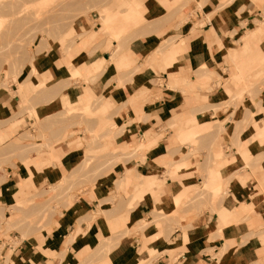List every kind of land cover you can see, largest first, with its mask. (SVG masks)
Returning a JSON list of instances; mask_svg holds the SVG:
<instances>
[{"label":"rangeland","instance_id":"obj_1","mask_svg":"<svg viewBox=\"0 0 264 264\" xmlns=\"http://www.w3.org/2000/svg\"><path fill=\"white\" fill-rule=\"evenodd\" d=\"M127 1L0 0V100L4 99V94H8L9 97L17 95L19 98L8 105L7 112L0 114L2 117L0 134L3 129L9 128V124L14 128L11 136H0V172L7 175L4 166H9L12 173L18 175L21 174L20 169L24 172L26 169L29 170L22 193L10 192L9 199H6L7 203H1L0 198V264H15L17 260H21V257L25 258L23 257L25 252L32 248L29 244L25 246L24 242L38 244V250L45 232L47 233L55 221L62 217L60 211L69 208L77 200L86 198L85 194L90 195L91 198H98L96 209L89 210L79 219L88 226H93L100 214L108 221L110 213L105 209L110 211L119 206L127 208L136 206L139 201L136 197L141 195L139 192L143 188L152 195L156 203L159 200V203L163 201L165 204L135 222L133 228H126V224L124 227L122 224L125 220H122L118 225L120 228L118 232L102 231L103 235L112 236V240L109 238L106 243L108 245L103 248L93 249L91 253L89 252L88 258L80 263L102 264L103 256L108 250L107 246L122 235L138 234L139 240L146 244L151 240L163 238L171 245L169 235L175 229H179L183 231V239L186 242L187 237L184 232L186 227H190L203 212H216L217 215H221L225 211L220 206L226 196L227 188L232 187L233 184L235 186L238 183L243 184L242 176L245 175V169L242 167L247 163L236 149L239 143L248 148L249 141L239 142V137L234 141L235 136L234 138L230 136L236 116L228 127L225 125L228 117L222 119L219 115L226 113L231 107L237 111L243 110L247 118L252 120L256 118V114L264 113V0H249L261 11V14L254 16V20L249 25L246 21L241 22L243 29L240 33H236L237 40L225 45L224 50L220 47L222 64L219 68L208 71L203 65L192 72L194 81L190 82L187 75L188 83L182 80H185L186 76L178 77L177 73H172V70L178 67L176 63L179 56L170 57L172 55L170 51L171 47L176 48L180 42L184 44L186 41L181 38L180 31L192 32L203 23V19L195 16L191 10V7L202 6L203 0H173L169 4L165 3V0H158L166 12L170 11L175 16L174 23L163 27V32L159 33H155V29L159 27L155 24L157 17L144 14L142 4L144 0H137L141 15L132 12L135 7L127 4ZM214 2L217 4V9H220L232 0H214ZM124 14L128 18L124 17ZM256 26L260 29L259 32L245 44L248 45L244 48L243 36ZM169 28L173 31L166 32ZM178 28L181 30L174 34ZM89 33H93V36H88ZM154 34L159 41L156 40L155 44L152 42V45L147 47L143 68L155 67L157 60L149 59L160 58L163 62L161 70H165V75L168 77L167 87L181 89L184 96L190 97L188 99L190 106L198 108L192 116L200 113L204 115L206 121L204 124H197L196 119L192 121V118H189L192 116H188L190 119L188 122L172 116L164 127H168L173 134L168 137L170 146L178 144L174 150H170L169 147L165 149L163 145L167 136L164 127L160 126L158 132L152 128L150 130L143 128V134L135 136V119L129 115L118 116L114 105L102 110L97 105L99 98L88 105L70 106L68 102L73 100L71 98L65 100V106L62 99L66 91H72L74 86L88 84L100 78L101 80L105 78L111 88V73L107 75L102 67H99L91 77L75 72L76 45L83 46L84 51L92 48L91 54H94L95 49L99 47L98 40L106 39L108 50H114L111 55L115 56L130 49L134 40L153 39ZM183 50L180 49L178 54ZM45 53L49 55L57 53L60 57L59 63L65 65L64 70L67 72L64 74L60 72V78L52 80L47 85L44 83L43 88L39 89L41 85L37 84L30 90L31 95L29 92L26 96L23 92L26 89L24 85L31 77L41 76L35 65ZM230 53H237L236 57H231ZM83 54L87 55V53ZM239 60L242 61V66L249 67L250 71L245 77L237 79L233 70H236L234 66ZM141 69L140 65L135 64L132 67L130 63L116 68L117 85L121 86L123 81H127ZM238 74L237 72L236 75ZM172 75L177 78L175 82H172L173 79L170 77ZM230 75H233L231 80ZM159 77L155 80L156 84H163V80ZM41 81L45 82V78L43 80L40 78L39 82ZM228 86L230 92L226 91ZM199 93L202 95H198ZM151 95L155 94L147 92V99ZM208 110L210 112H207ZM209 113L213 116H206ZM4 116L10 118L4 120ZM139 120L141 119L137 118V121ZM155 123L159 121L156 120ZM259 124L264 125V121L260 119L259 122L254 120L252 122L255 129ZM262 131L257 136L264 135V127ZM150 133L156 136V141L154 137L147 139V134ZM150 140L154 142L148 145ZM231 146L235 147V154L232 153ZM76 148L81 149L79 155L72 160L67 157L71 160L72 166L64 165L63 160L61 161L63 155L66 151ZM50 151H53L56 160L39 164L46 168L52 166L58 168L61 177L52 184L41 183L36 178L35 172L38 169L32 161L39 159L38 157H47ZM157 153H162L166 160L171 161L164 163L162 159L155 158L154 155ZM147 156L159 166L158 171L151 173L141 168H134L137 163H144ZM215 165L217 168L220 167L222 181L220 185L211 186L207 181L210 177L209 171L214 170ZM222 166L224 167L221 168ZM166 177L172 181V190L169 186L165 187ZM188 177L193 178L187 181ZM30 178L31 185H29ZM147 178L153 179L152 185L151 182L144 185L140 181ZM231 180L233 183L229 184ZM191 182L195 184L184 186ZM18 187L20 184L16 185L17 189ZM178 191L180 194L175 201L174 196ZM156 229L160 233L156 234L155 238L153 234ZM60 231L61 236L58 240H62L66 245L74 231ZM80 232L84 233L83 229ZM223 235L221 230H218L208 238L216 239ZM106 240L107 238H104L101 241L106 242ZM168 244L164 250L148 253V260H141L139 264H147L162 253H167L174 261L184 249H169ZM223 246L218 253H213L212 249H209V253L211 256L219 257L227 251V245ZM37 256L40 258L41 254L38 253L36 258ZM62 256L63 252H59L42 264H53L54 259L59 260V263L54 264L77 262L75 258L64 259ZM237 264H264V259L251 263L243 260Z\"/></svg>","mask_w":264,"mask_h":264},{"label":"crops","instance_id":"obj_2","mask_svg":"<svg viewBox=\"0 0 264 264\" xmlns=\"http://www.w3.org/2000/svg\"><path fill=\"white\" fill-rule=\"evenodd\" d=\"M172 1L173 0H165V3L169 4ZM160 3L161 2L158 0H144L142 2L144 14L157 17L155 24L159 27L155 29V33L163 32V27H167L174 23L173 19L175 16L170 11L166 12L165 8L160 6ZM127 4L134 6L135 9L133 10L136 14L141 15V9H138L139 3L137 0H128ZM191 10L194 12L195 16L203 19V23L192 32L189 30L180 31L181 38L186 41L184 44L180 42L179 46L176 48L171 47L170 51L172 54L170 57L179 56L177 60L178 63H176L178 67L172 70V73H177L178 77L186 76L185 80L182 79L185 83H188L187 75H189L190 82L194 81L192 72L201 68L203 65L208 71L219 68L220 64H222V58L219 54L220 47L224 50L226 47L225 45H230L237 40L238 37L236 33H240L243 29L240 25L241 22L246 21L247 25H249V23L254 20V16H259L261 14V11L255 8L254 4L249 0H232V2L220 9H217V4L214 0H203L202 6L198 8L191 7ZM134 16L135 14L133 17ZM124 17H126L125 14ZM179 30L181 29L178 28L174 31V34ZM169 31L171 32L173 30L169 28L166 32ZM88 36L92 37L93 33H89ZM156 40L159 41V38L156 37L155 34L153 39L151 38L146 41L136 39L131 43L130 49L118 53L115 56L111 55L114 50H108L106 39L98 40L100 41L99 47L95 49V52L92 51L94 54H91L92 48L89 47L90 49H88V51H84L83 46L76 45L74 48L76 53V59H74L76 64L75 69L91 77L94 72L98 71L99 67L104 68L107 75L111 73V88H109L105 78H102V80L101 78L97 79L88 84L76 85L73 87L72 91H66V94L62 97L63 104L66 99L72 98L73 100L68 102L70 106H75V104L88 105L100 98L97 104L98 108L105 110L111 105H114L115 111H118V116L129 115L135 119V136L143 134V128H146V130L152 128L155 132H158L159 128L164 127L165 123L172 119V116H175L174 118L180 121L184 120V122H188L190 121L189 118H192V121L195 119L197 120V124L206 123L203 117L204 115L196 113L194 117L192 116L198 108L190 106L188 102L190 97L184 96L181 89H169L167 87L166 81L168 77L165 75L166 71L161 70V68L163 69V62L160 58L152 57L149 59L150 61L157 60L155 67L143 68L144 55L147 52L146 49L149 45H152V42L155 44ZM76 41H78V39ZM113 45L115 46V44ZM247 45L243 43L244 48ZM180 49L184 50L178 54ZM83 53H87V55L85 54L84 56ZM233 54L236 57L237 53ZM79 55H82V57H78ZM59 58L57 53H53L52 55L45 53L36 61V70L41 76L38 78L31 77L26 81L24 85L26 89L23 91L26 96H28L29 92L31 95L30 90L37 84L41 85L40 87L38 86L39 89L43 88L44 83L47 85L52 80L60 78V72L62 74L67 72L64 70L65 65L59 63ZM241 62L242 61L239 60L234 66L237 71L233 70L237 79L245 77L248 71H250L249 67L242 66ZM127 63H130L132 67L135 64L140 65L142 69L135 72L127 81H123L121 86H118L115 69L126 66ZM237 72L239 73L238 75H236ZM158 76L163 80V84H156L155 80H158ZM232 76L233 75H230V80ZM170 77L173 79L172 82L177 80L175 75ZM40 78L42 80L45 78V82H39ZM149 91L155 95H151V97L147 99L146 93ZM226 91H231L229 86L226 87ZM198 95H202V93ZM4 96V99L0 100V114L7 112L8 105L12 101H17L19 99L17 95L9 97L8 94H4ZM64 105L66 106V104ZM207 112H210V110ZM207 115L213 116V114L210 113L206 114V116ZM188 116L192 117L188 118ZM219 116L222 117V119L225 116L228 117L225 121V125L228 127L236 116L230 136L233 138L235 136L234 141L238 139V137L239 142L240 140L249 141L247 145L249 146L248 148H250L248 149L246 145H241L240 143L237 146V152L242 156L247 165L242 167L245 169V175L242 176L243 184L238 183L236 184L237 186L233 184L232 187L227 188L226 196L223 198V203L220 206L224 208L225 211L221 215H217L216 212H203L200 216L198 215L193 224L190 227L187 226L186 231H184L187 237L186 242H184L183 239V231L179 229H175L169 235V242L171 245L163 238L161 240L158 239L160 243H158V240H151L146 244L145 242L143 243L142 240H139L138 234H132L131 236L122 235L116 238L114 243L111 242V244L107 246L108 250L103 256L104 261L102 264H139L141 260H148V253L156 250H164L167 244L170 246L169 249L183 248L184 250L179 252L174 261L170 259L167 253H162L147 264H201L202 262L205 264H237L243 260L251 263L264 259V231H260L262 229L264 230V135L257 136L260 131L263 132L262 129L264 125L259 124L257 129L252 126L253 120L259 122V120L262 119L264 121V113L256 114V118L252 120L247 118L248 116L243 110L237 111V109L231 107L226 113L223 112ZM8 118H10V116L3 117L4 120ZM137 118L141 120L137 121ZM156 120L159 121V123L156 124ZM213 121H215V119ZM164 128L167 136H165L163 145L165 149L169 147L170 150H174L177 148L178 144L175 142V145L170 146L168 137L173 134L168 127ZM13 130L14 128L10 127L9 124V128L3 129L0 136H11ZM151 137H154L156 141L155 135L152 133L147 134V139ZM252 139H254V141ZM6 141L7 140H5V142ZM256 146H258L257 149ZM80 150V148H76L69 152L66 151L61 161L63 160V163H65L64 165L67 164L68 167H71V160L79 155ZM231 150L233 154L236 153L234 146H231ZM67 157L71 160H68ZM154 157L162 159L164 163H169L171 161L169 159L166 160V157L164 158L162 153H157ZM250 157H253V159H250ZM38 158L39 159L32 161V164L38 169L35 173L39 182L52 184L59 180L61 171L58 168L53 166L46 168L39 164L52 162V159L56 160L57 157L53 151H50L47 157ZM158 167L159 166L153 159L147 156L144 163H137L134 168H141L146 172L154 173V171H158ZM223 167L224 166L221 168ZM213 168L214 170L209 171L210 177L207 183L211 186L220 185L222 181L220 167L217 168V165H215ZM3 169L7 171V175L5 176L0 172V198L1 203H7L6 199H9L10 192L13 194H20L23 192V186L27 183V171L29 173V170L26 169L24 172L23 169H20L21 171H19L21 174L18 175L17 173L13 174L9 166H4ZM17 175L18 178L16 177ZM192 178L193 177H188L186 180L188 181ZM159 179L160 178H158V180ZM140 181H142L144 185L149 182H151V185L153 184V179L150 178L145 180L140 179ZM232 183L231 180L229 184ZM17 184H20L18 189L16 188ZM31 184L30 178L29 185ZM171 184L172 181L169 177H166L165 187L169 186L170 190H172L173 186H171ZM194 184L195 183L191 182L186 183L184 186H192ZM154 188H156V186ZM140 191L139 193H141V195L136 197V200H139L136 206L131 208L119 206L110 211L105 209L110 213L109 222L100 214L97 222L93 221V226H88L79 221L89 210H94L97 207L98 198H91L90 195L85 194L86 198H81L82 200H77L75 203L71 204L69 208H64L60 211L62 217L58 221H55L53 227H50L51 229L48 230L47 233L45 232L46 235H43L44 239L38 250V244L34 245L24 242L23 244H25V246L29 244L32 250L27 253L25 252V256L23 255L25 258L21 257V260H17L15 264H37V262H41L42 264L45 263L46 260L51 259L54 254H59V252H63L62 257L64 259L75 258V260H77L76 264L84 262V260L88 258L89 252L91 253L95 248H103L108 245L106 243L109 238L112 240V236L110 237L109 234L103 235L102 231L106 233L108 231L118 232L120 230L118 225L121 224L120 222L122 220H125L122 224L123 226L126 224V228H133L135 222H138L144 216H147V214L150 215L154 209L158 210L160 206H165L163 201L159 203V200L156 204L155 199L152 198V195L146 191L145 188ZM152 191L154 194V189ZM159 198L161 197H158V199ZM102 211L104 212V210ZM149 217L150 216H148V218ZM81 229L84 231L82 234L80 232ZM60 230H62V232L66 230L70 232L74 231V234L76 233L75 231H77V233L75 235L72 234V236H74H70V241L65 245L62 240H58L61 236ZM218 230H221L224 234L223 237L219 236L216 239L208 238L214 235ZM154 232V234H152L156 238V234L158 235L160 231L156 229ZM235 233L236 235H234ZM104 238H107L106 242L101 241ZM223 245H227V251L220 254L219 257L211 256L209 249H212L213 253H218L219 249L224 247ZM38 253L41 254L40 258L38 256L36 258ZM57 262L59 263L58 259L52 260L53 264Z\"/></svg>","mask_w":264,"mask_h":264},{"label":"bare ground","instance_id":"obj_3","mask_svg":"<svg viewBox=\"0 0 264 264\" xmlns=\"http://www.w3.org/2000/svg\"><path fill=\"white\" fill-rule=\"evenodd\" d=\"M132 12H134V10H132ZM131 14V13H130ZM128 18V17H127ZM259 28L256 26L252 29L249 30V33L246 34L243 38V43L246 44L249 40L253 39L255 37V35L259 32ZM231 52V51H230ZM234 52V51H233ZM230 56H234V54H230ZM75 72L79 73L76 69H74ZM70 109V108H68ZM154 140H150L147 144L150 145L151 143H153ZM183 191V190H182ZM180 192L178 191L177 194L174 196V200L176 201L179 197ZM157 204V203H156ZM153 206V205H152ZM156 206V205H155Z\"/></svg>","mask_w":264,"mask_h":264}]
</instances>
